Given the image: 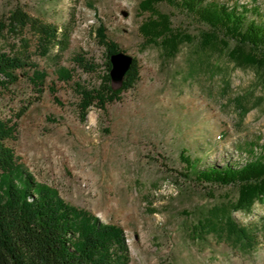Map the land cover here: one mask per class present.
<instances>
[{"label": "rangeland", "instance_id": "obj_1", "mask_svg": "<svg viewBox=\"0 0 264 264\" xmlns=\"http://www.w3.org/2000/svg\"><path fill=\"white\" fill-rule=\"evenodd\" d=\"M140 1L0 0V18L21 5L68 35L64 49L56 46L43 57L26 32L31 59L48 77L42 93L25 76L0 88V116L10 118L26 106L16 139L8 144L38 180L65 200L122 226L129 264H264V203L232 213L245 228L246 241L227 224L238 188L196 181L181 158L187 150L201 167L226 161L241 165L251 156L244 148L249 142H258L254 150L259 154L264 85L253 68L237 66L223 45L205 48L193 42L171 60H163L157 47L142 49L139 25L147 13L140 12ZM215 1L257 7L262 15L249 12L248 17L264 20V0ZM160 9L192 34L202 27L166 3ZM101 24L109 38L138 59L140 79L121 100L107 105L105 118L92 107L83 121L74 83L97 85L101 69L86 72L74 57L81 54L102 65L104 48L95 31ZM0 49L24 48L21 41L0 35ZM60 67L72 70V80L58 78ZM208 210L218 215L214 231L198 239L192 225Z\"/></svg>", "mask_w": 264, "mask_h": 264}, {"label": "trees", "instance_id": "obj_2", "mask_svg": "<svg viewBox=\"0 0 264 264\" xmlns=\"http://www.w3.org/2000/svg\"><path fill=\"white\" fill-rule=\"evenodd\" d=\"M161 3L182 11L186 18L199 22L202 27L197 34H192L175 25L172 13L160 9ZM139 9L147 13L139 25L142 49L157 47L163 60H171L182 46L193 42L198 41L205 48L223 45L237 66L253 68L264 85V20L248 17L249 12L262 15L257 7L230 6L215 0H141ZM27 31L35 38V51L43 57L54 47L64 49L67 45L66 31L32 16L21 5L14 6L0 18V35L21 41L24 49L19 52L0 49V88L8 89L25 76L35 91L42 93L48 73L31 59V44L25 37ZM95 31L97 42L104 48L102 65L81 54L74 57L86 72L101 69L97 85L88 87L74 83L83 121L92 107L101 110L100 119L105 118L107 105L121 100L122 92L134 88L140 79L139 61L133 57L122 83H113L110 55L123 50L109 38L103 24ZM57 76L70 81L72 70L60 67ZM49 89L55 92L54 82ZM25 109L26 106L10 118L0 116V264H129V244L122 226L104 222L90 210L65 200L55 187L38 180L8 144L9 140L16 139L18 120ZM257 143L249 142L244 147L251 156L241 165L226 161L201 167V160L192 158L187 150L181 152L182 160L196 181L238 188L239 196L232 204L227 224L246 241L250 238L232 213L248 212L256 202L264 203V143L261 144L263 150L256 154ZM206 212L191 228L198 239L214 231L218 215Z\"/></svg>", "mask_w": 264, "mask_h": 264}, {"label": "water", "instance_id": "obj_3", "mask_svg": "<svg viewBox=\"0 0 264 264\" xmlns=\"http://www.w3.org/2000/svg\"><path fill=\"white\" fill-rule=\"evenodd\" d=\"M133 57L134 56L125 51H119L110 55V61L112 64L110 75L113 83H122L125 73L133 62Z\"/></svg>", "mask_w": 264, "mask_h": 264}]
</instances>
